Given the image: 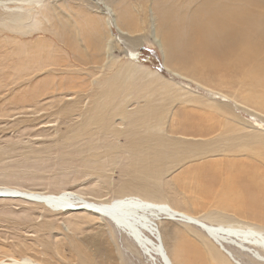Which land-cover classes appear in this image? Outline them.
<instances>
[{"label": "rangeland", "instance_id": "rangeland-1", "mask_svg": "<svg viewBox=\"0 0 264 264\" xmlns=\"http://www.w3.org/2000/svg\"><path fill=\"white\" fill-rule=\"evenodd\" d=\"M157 1L0 0V186L95 201L138 193L264 228L262 55L169 51ZM174 222L206 250L201 230ZM24 256L162 264L103 217L0 197V263Z\"/></svg>", "mask_w": 264, "mask_h": 264}, {"label": "bare ground", "instance_id": "bare-ground-1", "mask_svg": "<svg viewBox=\"0 0 264 264\" xmlns=\"http://www.w3.org/2000/svg\"><path fill=\"white\" fill-rule=\"evenodd\" d=\"M158 1L159 31L169 51L196 47L226 55L230 59L247 55L252 60L261 54L264 60V0ZM205 174L210 177L215 175L211 171ZM245 191L253 195L254 189L247 186ZM0 193V197H19L41 203L54 212L84 210L103 217L130 237L137 247L160 257L162 264H240L226 246L251 257L256 264H264V228L200 220L180 209L178 203L172 206L165 199L128 193L95 201L67 190L22 191L10 186H0ZM173 222L186 226V231H189L188 227L201 230L205 235L202 243L206 250L193 243L188 233L169 228V223ZM167 243L172 258L166 250ZM191 247L194 249L191 250ZM0 264L45 263H37L24 256L10 257Z\"/></svg>", "mask_w": 264, "mask_h": 264}, {"label": "water", "instance_id": "water-1", "mask_svg": "<svg viewBox=\"0 0 264 264\" xmlns=\"http://www.w3.org/2000/svg\"><path fill=\"white\" fill-rule=\"evenodd\" d=\"M0 195H1V193H0ZM146 195H149V194H146Z\"/></svg>", "mask_w": 264, "mask_h": 264}]
</instances>
